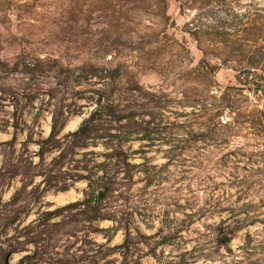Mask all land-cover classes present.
I'll return each instance as SVG.
<instances>
[{"label":"rangeland","instance_id":"rangeland-1","mask_svg":"<svg viewBox=\"0 0 264 264\" xmlns=\"http://www.w3.org/2000/svg\"><path fill=\"white\" fill-rule=\"evenodd\" d=\"M0 264H264V0H0Z\"/></svg>","mask_w":264,"mask_h":264},{"label":"bare ground","instance_id":"bare-ground-1","mask_svg":"<svg viewBox=\"0 0 264 264\" xmlns=\"http://www.w3.org/2000/svg\"><path fill=\"white\" fill-rule=\"evenodd\" d=\"M76 127H77V123L71 122V123H69L67 129L73 130ZM48 130L50 131V127H48ZM76 195H77L76 192L72 191V192H69L67 194H63V195L57 197L56 199H57V202L64 204V203H67V202L75 199Z\"/></svg>","mask_w":264,"mask_h":264},{"label":"trees","instance_id":"trees-1","mask_svg":"<svg viewBox=\"0 0 264 264\" xmlns=\"http://www.w3.org/2000/svg\"><path fill=\"white\" fill-rule=\"evenodd\" d=\"M98 113V112H97ZM96 115V114H95ZM94 116V115H93ZM85 124V123H84ZM83 124V126L79 129V131H77L76 133H75V135H86L87 133H89L90 132V128L89 127H87V125H84ZM56 131V128L54 127V132ZM50 140V139H49ZM49 140H46V141H44V145H46L47 143H49Z\"/></svg>","mask_w":264,"mask_h":264}]
</instances>
